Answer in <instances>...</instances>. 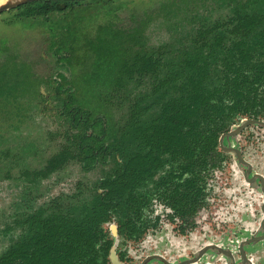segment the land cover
Wrapping results in <instances>:
<instances>
[{
    "label": "rangeland",
    "instance_id": "obj_1",
    "mask_svg": "<svg viewBox=\"0 0 264 264\" xmlns=\"http://www.w3.org/2000/svg\"><path fill=\"white\" fill-rule=\"evenodd\" d=\"M255 5V0H100L89 11L79 5L67 14L51 12L49 16L25 17L19 15L21 8L16 6L1 11L0 253L25 234L27 226L21 221L28 213L40 207L67 211L70 204L77 203L75 200L90 197L89 189L103 174L102 169L111 164L112 160H101L85 170L80 160L67 157L60 167L47 176L41 175L39 170L52 155L72 147L69 138L75 135L77 126L73 111L65 108L69 105H65L69 93L94 115L105 117L103 126L112 137L126 128L133 101L154 89L158 79L155 73L143 77L133 73L143 55L156 53L158 57L161 53L168 62L191 43L205 45L212 40L214 35L204 36L200 31L205 28L201 26L217 23L224 26L235 9H253ZM65 25L71 26L64 29ZM69 31L72 38L68 37L65 43ZM125 46V62H121ZM93 60L103 68L94 79L90 76L97 65ZM211 74H215V69ZM207 79L210 85L217 82L213 76ZM227 142L240 147L253 163V169L264 173L263 127L252 125L240 135L227 138ZM244 167L238 166L233 153H225L218 166L221 178H217L219 182L223 180L221 183L227 189L236 190L243 201L238 203L240 209H231L225 218L240 227L239 239L256 233L262 217L259 210L249 209L251 204L258 207L255 198L260 189L251 192L241 182ZM238 169L241 173H237ZM147 184L153 182L149 180ZM217 197L221 202L235 201L227 195ZM149 198L142 210L143 218L151 221L153 192ZM112 216L104 223L111 232L112 225H117L118 219L121 221L118 213ZM156 230L149 224L142 229L146 231L144 238L137 241L122 231L113 233L118 249L127 243H139L140 247L145 243L148 246L142 249H147V253L157 250L150 248L157 238ZM148 235L153 239L148 241ZM246 251L255 258L264 257V242L253 243Z\"/></svg>",
    "mask_w": 264,
    "mask_h": 264
},
{
    "label": "flooded vegetation",
    "instance_id": "obj_2",
    "mask_svg": "<svg viewBox=\"0 0 264 264\" xmlns=\"http://www.w3.org/2000/svg\"><path fill=\"white\" fill-rule=\"evenodd\" d=\"M258 3L259 0H255V4ZM255 9H235L232 14L227 16L224 21L226 22L224 26L218 23L201 26L205 28L200 31L204 36L208 37L214 35L212 40L210 42L207 41L205 45L204 43L203 45H199L193 42L191 45L186 46L178 57L168 62L165 61V56L161 55V53L158 57L156 53H150L142 57L139 56L141 57V61L136 71L133 73H140L142 77L155 73L158 79L154 85V89H151L145 96L139 97L133 101L129 107L127 116L129 121L126 128L112 137L108 135L106 127L103 126V124H106L104 116L100 114L94 115L90 109L83 107L73 93H69L66 96L65 105H69L65 108H67L69 112L71 110L73 111L72 118L75 126H77V131L79 128H83L84 131H76L75 135L70 136L69 146L72 147L68 146L69 148H66V151L63 149V152L60 151L55 153L49 158L48 164L42 169L44 170L45 167L49 169V172L46 173L45 176L65 163L67 157L80 160L85 170L90 169V167L98 161L102 160L105 162L107 160H112L110 166L102 169L103 174L97 179L92 188L89 189V192H91L90 197L82 200H75L77 203L70 205H76V209L70 210H73L75 213H81V210L82 213L85 212L86 208L84 209V206L91 205L92 200L95 199L98 194L100 197L107 195L110 196V198L112 197L111 201L115 204L119 203V205L134 202V200L129 202V198L141 199L137 208H134V204V207L126 209V211H123L117 204L111 206L109 210L110 216L102 222V227L107 234L106 238L111 239L112 242L108 253L100 254L98 258L99 264H113L111 256L113 247L118 259L123 264H264V257L257 255V258H255L246 251L249 245L264 242V173L253 169V163L247 159L240 147L236 146L234 143L227 142V138L240 135L245 129L252 125H259L264 128V106L258 105L256 107L257 111L254 113L235 111L228 112L225 117H218V119L222 121L221 128L216 136V143L211 150L204 152L197 146L194 155H185L183 153H172L168 151L166 142H159L158 152L160 155L158 156L160 157V162L159 159L154 161L152 168L145 172L144 176L141 177V175H138L132 177V179L136 178L135 184H102V182H106L108 179L110 181L124 179L117 176L118 171H124L120 170L118 167L123 163V157L118 150H107V146L116 142V140L121 137L120 134L124 132L127 134V137L130 136L133 138L132 135L136 133L134 129L138 121L146 124L150 123V121L158 115L162 104L175 96L183 94V91H179L178 89L180 85L179 80L186 79L190 70L187 68L183 69L178 64L179 60L184 58L181 55L186 53V56H188V52H190L191 49H195V47H201L207 51L209 46L211 47L214 45L212 41L216 38L215 36H220L221 43L227 46L231 45L235 39H239L243 35L246 36L244 31L249 29H244L243 26H239L237 21L242 17L243 11L254 12L253 10ZM262 20L264 21V14L262 15ZM260 28L264 30V24H254L250 30H262ZM125 53L126 46L123 49L121 62H125ZM213 56L212 61L218 64L216 67L217 70H215V74H213L214 78L217 79L216 74L219 73L218 76H223V63L221 54L218 51H214ZM95 63H97L95 70L90 73L93 79L96 75H101L103 69L99 62L96 61ZM118 64L119 63L116 64L114 70L117 68ZM177 68L182 71L179 72ZM175 73L178 78L175 76L172 77ZM63 77H65L64 74ZM168 77L172 78L166 83L165 88L169 91L165 93L163 92V88ZM211 84L212 85H210L209 81L207 82V86L211 87L215 83ZM263 96L264 87L260 86L257 91L258 100L262 99ZM238 121L239 123L237 125L230 127L231 124ZM85 132L97 136V140L103 142L105 146L101 151L95 149L93 152L94 156L88 159L84 156L86 154L80 152L77 146V137ZM135 140L138 141L137 139ZM136 145L137 143H134L130 146H134L135 148ZM225 153H233L238 166H245L240 176L241 182L250 187L251 192L255 191L257 187L260 189V192L255 198L258 202V207L252 204L249 207L252 212L259 210L262 213L257 232L243 239L237 237L240 234V227L231 224L225 219L227 213L231 212V209H240L238 203L243 202L238 198L236 190L227 189L226 184L221 183L223 180L221 179L219 182L217 179L221 178L222 171L218 166L219 161H221ZM174 162H176V166H174ZM167 164L169 165L165 167ZM42 170L40 169L39 171ZM238 172L241 173L239 169L237 173ZM209 175H211L210 178H208ZM193 179H195V183H192ZM149 180H151L153 184H147ZM150 192H153L155 195V203H151L153 206L149 213V216L152 218L151 221H149L148 218H143L142 210L149 202ZM218 195L233 197L235 201L221 202L220 199L217 200ZM54 210L46 211L51 212ZM116 213L119 214L121 221L118 219L119 223H117V225H112V231L116 234L122 231L124 235L133 237L130 238L133 241L144 238L143 235L146 231H142L143 228H146L149 224L155 226L157 230L154 236L157 238L154 242H151L153 246H150V248L155 247L157 250L145 253L147 249H142V247L148 246L145 243L142 244V247L139 246V243H127L125 247L118 249L117 242H115L114 239V235L116 234L110 230H106L104 226V223L110 221L113 217L112 215ZM23 220L21 221L22 224H26ZM236 223L239 225V222ZM166 229L169 231L167 232ZM227 230H230L231 233H227ZM166 235L170 244L166 241ZM152 239L153 236L148 235L147 240L150 241ZM14 243H11L2 251L0 256ZM161 251H165V253Z\"/></svg>",
    "mask_w": 264,
    "mask_h": 264
},
{
    "label": "trees",
    "instance_id": "obj_3",
    "mask_svg": "<svg viewBox=\"0 0 264 264\" xmlns=\"http://www.w3.org/2000/svg\"><path fill=\"white\" fill-rule=\"evenodd\" d=\"M98 1L34 0L16 7L21 8L19 15L25 17L49 16L51 12L67 14L77 10L79 5L89 11ZM253 9L254 12L243 11L237 21L239 26L249 29L244 31L246 36L235 39L229 46L221 43L220 36H215L212 41L214 45L209 46L207 51L195 47L188 52V56L186 53L181 55L184 58L178 64L190 70L186 79L179 80L178 89L183 94L162 104L158 115L150 123L138 121L134 129L136 133L132 135L134 139L127 137L124 132L116 142L107 146V150H118L123 157L124 161L118 167L124 171H118L117 176L125 180L108 179L102 182L103 185L135 184L136 178L132 177L144 176L154 161L159 159L160 162L159 142H166L168 151L172 153L194 155L197 146L204 152L211 150L221 128L222 121L218 117H225L228 112L235 111L254 113L258 105L264 106V96L260 100L257 97L260 86L264 87V30H250L254 24H264V0H259ZM70 26L63 27L68 29ZM68 37L69 40L72 38L71 31L65 35L64 40H68ZM63 46L68 48L70 45ZM214 51L221 54L224 73L223 76L216 74L219 80L211 87L207 86V78L214 77L211 70H217L218 66L217 62L212 61ZM177 70L182 71L179 68ZM173 76L177 77L176 73ZM171 78L165 81V93L169 91L165 87ZM134 143H137L135 148L130 146ZM77 146L80 152L86 154L84 156L87 159L94 156L95 149L101 151L105 147L103 142L97 140V136L86 132L77 137ZM40 172L46 175L49 169L45 167ZM195 182L193 179L192 183ZM111 200L112 197L108 195L100 197L98 194L91 205L84 206L86 211L83 213L82 210L81 213L70 210H75L76 205H70L66 212H47L40 207L29 213L23 220L27 231L0 256V264H99L100 254L108 253L112 242L106 238L107 234L102 227V222L110 216L111 206L117 204L126 211L134 207V204V208H137L141 201L129 198V202H134L119 205Z\"/></svg>",
    "mask_w": 264,
    "mask_h": 264
},
{
    "label": "water",
    "instance_id": "obj_4",
    "mask_svg": "<svg viewBox=\"0 0 264 264\" xmlns=\"http://www.w3.org/2000/svg\"><path fill=\"white\" fill-rule=\"evenodd\" d=\"M28 1H34V0H7L5 3H2L0 5V12L3 11V10H6V9H9L11 7H15V6H18L20 4H23L25 2H28ZM225 149H229V148H225ZM238 152V151H237ZM239 154V152H238ZM111 256H112V261H113V264H123L117 257L116 253H115V250H114V247L112 248L111 250Z\"/></svg>",
    "mask_w": 264,
    "mask_h": 264
},
{
    "label": "bare ground",
    "instance_id": "obj_5",
    "mask_svg": "<svg viewBox=\"0 0 264 264\" xmlns=\"http://www.w3.org/2000/svg\"><path fill=\"white\" fill-rule=\"evenodd\" d=\"M7 0H0V5L2 4V3H5Z\"/></svg>",
    "mask_w": 264,
    "mask_h": 264
}]
</instances>
